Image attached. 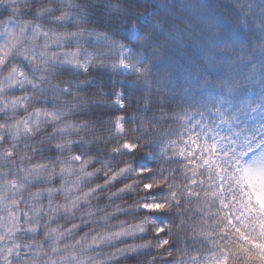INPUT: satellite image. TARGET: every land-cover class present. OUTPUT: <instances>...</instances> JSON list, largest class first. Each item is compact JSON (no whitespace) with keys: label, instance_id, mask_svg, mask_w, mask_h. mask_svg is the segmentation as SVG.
I'll return each mask as SVG.
<instances>
[{"label":"clouds","instance_id":"clouds-1","mask_svg":"<svg viewBox=\"0 0 264 264\" xmlns=\"http://www.w3.org/2000/svg\"><path fill=\"white\" fill-rule=\"evenodd\" d=\"M0 264H264V0H0Z\"/></svg>","mask_w":264,"mask_h":264}]
</instances>
